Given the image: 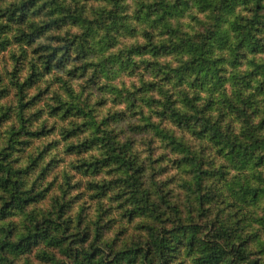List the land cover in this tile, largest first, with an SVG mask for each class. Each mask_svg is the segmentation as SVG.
Masks as SVG:
<instances>
[{"label":"clouds","instance_id":"clouds-1","mask_svg":"<svg viewBox=\"0 0 264 264\" xmlns=\"http://www.w3.org/2000/svg\"><path fill=\"white\" fill-rule=\"evenodd\" d=\"M0 264H264V0H0Z\"/></svg>","mask_w":264,"mask_h":264},{"label":"trees","instance_id":"trees-1","mask_svg":"<svg viewBox=\"0 0 264 264\" xmlns=\"http://www.w3.org/2000/svg\"><path fill=\"white\" fill-rule=\"evenodd\" d=\"M17 11H18V10H14L12 14H13V15H16V12H17ZM22 15H23V14L21 13V17H22Z\"/></svg>","mask_w":264,"mask_h":264}]
</instances>
